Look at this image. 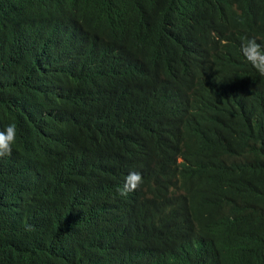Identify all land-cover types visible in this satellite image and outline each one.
<instances>
[{
  "label": "trees",
  "instance_id": "16d2710c",
  "mask_svg": "<svg viewBox=\"0 0 264 264\" xmlns=\"http://www.w3.org/2000/svg\"><path fill=\"white\" fill-rule=\"evenodd\" d=\"M253 37L264 0H0V264H264Z\"/></svg>",
  "mask_w": 264,
  "mask_h": 264
},
{
  "label": "clouds",
  "instance_id": "9594fccd",
  "mask_svg": "<svg viewBox=\"0 0 264 264\" xmlns=\"http://www.w3.org/2000/svg\"><path fill=\"white\" fill-rule=\"evenodd\" d=\"M241 52L256 71L264 76V46L258 43L254 37L245 38L241 42ZM16 138L17 126L15 123H10L5 128L0 129V158L11 156ZM142 182L143 177L140 172L130 171L119 189L120 195L126 196L129 192L137 190Z\"/></svg>",
  "mask_w": 264,
  "mask_h": 264
},
{
  "label": "rangeland",
  "instance_id": "374dc122",
  "mask_svg": "<svg viewBox=\"0 0 264 264\" xmlns=\"http://www.w3.org/2000/svg\"><path fill=\"white\" fill-rule=\"evenodd\" d=\"M197 50H201V51H203V50H205L204 48H198ZM185 53L186 54H189V52L185 49Z\"/></svg>",
  "mask_w": 264,
  "mask_h": 264
}]
</instances>
